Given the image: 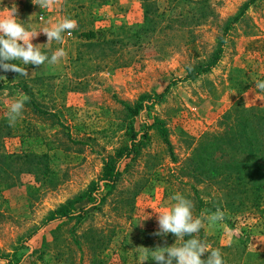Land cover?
Masks as SVG:
<instances>
[{
	"label": "rangeland",
	"instance_id": "obj_1",
	"mask_svg": "<svg viewBox=\"0 0 264 264\" xmlns=\"http://www.w3.org/2000/svg\"><path fill=\"white\" fill-rule=\"evenodd\" d=\"M250 1L58 0L40 9L32 0H0V13L15 6L30 30L65 17L78 23L63 44L41 46L49 58L65 49L58 64H20L25 77L37 81L14 127L8 125V106L23 92L7 77L12 72L0 70V133L10 132L1 137L0 151L49 157L33 171H19L30 166L26 160L0 158V264H140L139 247L182 243L171 233L153 235L156 212L170 208L177 192L193 202L194 217L225 210L227 230L216 225L199 233L221 250L225 264H263L264 196L259 209L248 201L237 205L211 181L198 182L202 177H193L187 162L237 104L264 109V93L254 82L264 80V0L232 22ZM147 4L155 22L151 32L143 28ZM228 25L218 63L186 78L189 69L211 59ZM89 31L111 43L87 47L79 34ZM32 42L46 44L47 37L40 33ZM34 103L49 114L35 111ZM124 104L143 108L132 117ZM157 122L172 153L152 126ZM130 127L136 138L127 157ZM213 158L229 161L226 155ZM109 161L120 176L105 187ZM61 208L68 216L59 217ZM145 264L156 262L149 256Z\"/></svg>",
	"mask_w": 264,
	"mask_h": 264
},
{
	"label": "trees",
	"instance_id": "obj_2",
	"mask_svg": "<svg viewBox=\"0 0 264 264\" xmlns=\"http://www.w3.org/2000/svg\"><path fill=\"white\" fill-rule=\"evenodd\" d=\"M255 0L246 3L243 10L233 19L236 22L243 15L245 9L249 7ZM155 5V4H153ZM151 5H145L144 10V32H151L153 25ZM229 30V25L224 29V34L218 44V48L213 52L212 57L205 64H200L197 68H192L187 71L186 78L196 79L197 77L206 74L218 63L223 52L225 34ZM97 33L89 31L85 34L80 33L79 37L85 38V45L87 47L102 46L111 42L106 41L103 36H96ZM97 37V38H96ZM96 38V39H94ZM12 63H18L12 61ZM21 66V65H20ZM22 67V66H21ZM25 68V67H24ZM13 75L7 74V77L16 80V87L30 97L33 93L31 83L34 84L37 80L26 78L25 76H18L17 73L12 72ZM164 94H160V97ZM129 115L134 117L143 108L142 104H136L134 107L124 104ZM34 109L40 114H49L44 112L34 103ZM221 130L212 133H206L201 141L199 147L194 151L191 158L187 160L192 167L191 172L193 177H202L199 181H211L216 184L220 190L226 191L230 196L237 200V205L245 204V201L250 203L251 208L259 209L261 200L264 196V109L260 108H245L241 104H237L234 108V114L227 112L220 122ZM157 127L164 142L172 153V145L167 137L166 130L161 122L152 125ZM131 144L130 148L126 149V156L131 155L134 150V141L136 134L130 127ZM0 133V139L3 135ZM134 139V140H133ZM1 147V144H0ZM215 154L226 155L229 161L223 162L213 158ZM0 158H12L19 161H28L30 166L26 170L20 168L19 171H33V169H43L48 161L47 154H23L20 156L7 155L0 151ZM35 167V168H34ZM2 171V170H1ZM120 176V170L117 168L115 162H107L104 169V186L112 187ZM205 178V179H204ZM8 186L13 183L8 182ZM194 191L198 193L196 188ZM200 206L206 205L198 197ZM233 205L236 202L233 201ZM59 217L68 216L65 208L58 210ZM264 260V253L260 254ZM206 258V257H205ZM264 264V261H263Z\"/></svg>",
	"mask_w": 264,
	"mask_h": 264
},
{
	"label": "clouds",
	"instance_id": "obj_3",
	"mask_svg": "<svg viewBox=\"0 0 264 264\" xmlns=\"http://www.w3.org/2000/svg\"><path fill=\"white\" fill-rule=\"evenodd\" d=\"M32 3L39 6L40 9H51L58 3V0H32ZM7 9L6 13H0V70L14 72L18 76H28V71L20 64L39 67L47 62L56 65L67 56L65 49L61 47L54 51L49 58L42 52L41 46L49 45L53 41L63 44L65 34L71 36L78 27L75 19L65 17L38 31L30 30L19 22L15 6ZM40 33L46 35L47 43L33 44V39ZM12 61H19L20 64L12 63ZM2 78L7 79L6 77ZM254 82L255 88L264 93V80ZM29 99L30 97L26 94L20 93L9 104L6 114L9 127H14L18 119L22 117L25 104ZM170 199L174 201L170 208L156 212L158 213V230L153 235L167 236L171 233L182 243L165 247L157 246L155 249L139 247L140 264H145L149 260V256L156 264H225L221 250L212 248L199 237L201 230L206 227L221 225L227 230L225 210L216 207L214 211L202 212L200 216L194 217V204L190 199L179 192L172 195ZM186 236L190 238L185 239Z\"/></svg>",
	"mask_w": 264,
	"mask_h": 264
},
{
	"label": "crops",
	"instance_id": "obj_4",
	"mask_svg": "<svg viewBox=\"0 0 264 264\" xmlns=\"http://www.w3.org/2000/svg\"><path fill=\"white\" fill-rule=\"evenodd\" d=\"M49 17H50V18L54 17V14H52V15H49ZM50 18H49V19H50Z\"/></svg>",
	"mask_w": 264,
	"mask_h": 264
}]
</instances>
